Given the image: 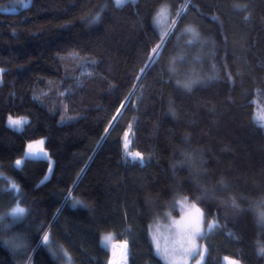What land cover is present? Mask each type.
<instances>
[{
  "label": "trees",
  "instance_id": "obj_1",
  "mask_svg": "<svg viewBox=\"0 0 264 264\" xmlns=\"http://www.w3.org/2000/svg\"><path fill=\"white\" fill-rule=\"evenodd\" d=\"M13 1L0 0V264H109L104 233L127 242L126 264H166L150 230L181 201L203 212V264H264V0ZM129 129L143 166L124 155ZM37 139L48 158H24Z\"/></svg>",
  "mask_w": 264,
  "mask_h": 264
},
{
  "label": "snow or ice",
  "instance_id": "obj_2",
  "mask_svg": "<svg viewBox=\"0 0 264 264\" xmlns=\"http://www.w3.org/2000/svg\"><path fill=\"white\" fill-rule=\"evenodd\" d=\"M127 2H128V0H115L117 7H122ZM30 3H31V0H29V5H30ZM25 6L27 7L28 5H25ZM163 11L164 10H162V12ZM159 15H161V13H158V16ZM91 20H92V22H98L99 21V14L92 17ZM187 31L192 32V35H193V39H190L187 41V43L189 45H191L195 42V38L197 37L198 34L193 32L192 29H187ZM167 35H169V33H167V32H165L164 35H162V37H161L162 43L158 44L156 46V48L153 49L154 54H158L159 49L163 46L164 38ZM151 59H152V57H150V60ZM180 59H183V58L181 57ZM146 67H148V66L146 65ZM0 71H2V70H0ZM142 71H143V69H142ZM172 71H175V69H172ZM192 83H194V81L184 84L183 87L191 90ZM121 107L123 108L124 105L122 104ZM118 114H119V110H118ZM8 119H9V126L17 128V129L22 128L23 125L28 122L26 119H23V118L13 119V117H11V116H9ZM115 119H116V117H114V120ZM254 120L257 122V125L259 127H264V111H261L257 115H255ZM127 137H128V133H125V140H126L125 152H126V155L132 159L133 163L138 161L141 164V166H143L144 158L141 155V153H139V152L133 153V152H130L128 150ZM38 144H43V141H39ZM28 150H29L27 153L28 156H32V157L37 156V151L35 150L33 145L30 144L28 146ZM39 152L42 153L44 156L47 155L46 153H44L43 148H40ZM21 163L22 162L20 160L16 161L17 166H20ZM50 170H51V165H50ZM45 179H47V177ZM11 188L16 189L17 186L15 184H12ZM184 200L186 201L187 197H185ZM76 203L78 204L79 201H77ZM191 207L194 211L188 212L186 214V217H187L186 219L182 218L181 221H174L173 222L177 228L176 235H177L178 239H177L176 243L179 244V251L182 254L180 259H183L184 264H186L188 257L192 256L194 253H197L196 239H197V237H200L203 234L202 233L203 212L201 211L200 208L196 207L195 204H193ZM26 211L27 210L25 208L19 207V205H17V207L12 209L11 215L13 217L23 216L24 214H26ZM259 217H260V220L262 222H264V212H260ZM217 226L218 225L216 224L215 221L209 222V224H208L209 230H211ZM43 239H44L45 243H48V241H49L48 234H45ZM113 239H114V237L111 234H109V235L103 237V244L105 246H108V244L111 241H113ZM153 240L156 243L157 251H160V244L158 241V237L156 235H153ZM111 246L114 250V256L116 254L115 250L117 248L121 249L122 256H126V254H127V242H124L122 245L112 244ZM260 253L264 254V247L260 248ZM164 254L166 256L168 255L167 248L164 249ZM65 255H67V254H65ZM199 255L201 257V260H203L204 252L203 251L199 252ZM175 259L176 258H174V260ZM225 261L227 262V264H238L237 261L229 260L227 257H225ZM110 264H119V261L114 259L113 261H110ZM197 264H200V262L198 261Z\"/></svg>",
  "mask_w": 264,
  "mask_h": 264
},
{
  "label": "rangeland",
  "instance_id": "obj_3",
  "mask_svg": "<svg viewBox=\"0 0 264 264\" xmlns=\"http://www.w3.org/2000/svg\"><path fill=\"white\" fill-rule=\"evenodd\" d=\"M28 1L29 0H14L13 2H11V6L9 8H7L6 11H14L19 4L21 6H25V5L28 4ZM156 56H157V54L155 55V58H156ZM11 117H13V119L23 118V119H26L27 120V118L25 116H11ZM8 118H9V116L7 117V124L9 125V119ZM126 133H128L127 141H128V150L130 151V129ZM39 141H43V144H38ZM125 143H126V140H125V135H124V140H123L124 155H125L126 158H130V157H128L126 155V152H125ZM30 144L33 145L34 148H35V150L37 151V156H35V157H32V156H28L27 155V153L29 151L28 150V146ZM40 148H43L44 153L47 154L46 150L44 149V139H37V140H34V141L29 142L26 145V149L24 151V158H48V155L44 156L42 153L39 152V149ZM130 160H132V159L130 158ZM20 161L22 162L23 159H21ZM3 182L4 183L2 184V186H3L4 189H9L14 194H17L18 189L17 188L16 189H12L11 188V185L13 184L11 181L4 180ZM181 202H182L181 203L182 207H181L180 213L178 215H176V216L166 215L164 219H161V220L157 221L155 224H153L152 227H151V230H150L151 233H152L151 234L152 239H153V235H156L158 237V241H159V244H160V251L159 252L162 255V257L164 258L166 264H184L183 259H180V257H181L182 254L179 251V244L176 243V241L178 239V237L176 235L177 228H176V226L174 225L173 222L174 221H181L182 218L186 219L187 218L186 217V214L188 212L194 211V210L191 207L192 205H189V204H187V202H184V201H181ZM17 205H18V203L17 204L15 203V205H13V207L10 209V211H9L8 214L11 217H13L11 215L12 209L15 208V207H17ZM260 212H264V208ZM207 230H209L208 227H207ZM202 233L204 234V222L202 223ZM109 234H111V233H104V234H102L101 235L100 242H101V244H102V246L104 248H106L109 251H112L113 248H112L111 245L113 244V241H111L108 244V246H105L103 244V237H105V236H107ZM203 234H202V236H203ZM202 236L197 237V239H196L197 253H194L192 256L188 257L187 258V261H186V264H197L198 261L200 262V264H203L204 257H203V260H201V257L199 255V252H201V251L204 252V256H205V253H206L205 246L200 243V239H201ZM124 242L125 241L118 242L117 245H119V243H124ZM154 245H155V248H156V243L155 242H154ZM165 248H167V250H168V255L167 256L164 254V249ZM116 250H115V252L117 253ZM156 250H157V248H156ZM127 255H128V247H127V254H126V256ZM123 257H125V256H122V253H120V257H119V260H118L119 261V264H123V262H122ZM225 257H227V256L222 257V263L223 264H227V262L225 261ZM115 258H116V254H115V256H113V258H112L111 261H113ZM174 258H176V259L174 260ZM227 258L229 260L237 261L238 264H241L236 259H233L231 257H227Z\"/></svg>",
  "mask_w": 264,
  "mask_h": 264
},
{
  "label": "bare ground",
  "instance_id": "obj_4",
  "mask_svg": "<svg viewBox=\"0 0 264 264\" xmlns=\"http://www.w3.org/2000/svg\"><path fill=\"white\" fill-rule=\"evenodd\" d=\"M155 55H156V54H154V53L152 52V54H151V56H150V57H152L151 61L154 60ZM149 60H150V58H149ZM149 60H148V61H149ZM138 79H139V78H138ZM122 244H123V243H119V245H122ZM116 251H117V253H116V258H115V260L118 261V260H119V257H120V253H121L120 251H121V249H120V248H117Z\"/></svg>",
  "mask_w": 264,
  "mask_h": 264
},
{
  "label": "water",
  "instance_id": "obj_5",
  "mask_svg": "<svg viewBox=\"0 0 264 264\" xmlns=\"http://www.w3.org/2000/svg\"><path fill=\"white\" fill-rule=\"evenodd\" d=\"M154 58H155V57H154ZM150 63H151V60H149V61L146 63V65L149 66ZM146 65H145V67H144V69H143V72H144L145 69L147 68ZM143 72H142V73H143ZM127 257H128V255L125 256V257H123V259H122L123 264H126V262H127Z\"/></svg>",
  "mask_w": 264,
  "mask_h": 264
}]
</instances>
